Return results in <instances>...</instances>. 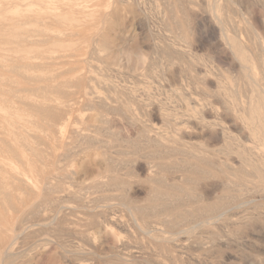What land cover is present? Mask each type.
<instances>
[{
    "label": "rangeland",
    "instance_id": "rangeland-1",
    "mask_svg": "<svg viewBox=\"0 0 264 264\" xmlns=\"http://www.w3.org/2000/svg\"><path fill=\"white\" fill-rule=\"evenodd\" d=\"M40 32L51 40L13 41ZM0 50L1 78L16 77L1 68L8 57L48 62L24 73L52 75V84L82 77L89 103L74 126L97 142L93 149L84 136L68 138V157L66 144L56 145L48 184L0 154L5 175L40 192L10 231L12 255L4 264H264V147L257 140L264 132V0H0ZM26 93L42 98L16 94ZM13 99L8 106L0 101V125L11 142L22 141L19 132L44 135ZM167 134L177 151L158 141ZM183 143L218 149L224 186L204 178L201 171L213 164L194 165ZM22 157L29 159L25 151ZM107 165L123 186L102 174ZM172 165L182 168L174 181ZM94 180L100 184L80 188ZM204 207L224 214L200 222Z\"/></svg>",
    "mask_w": 264,
    "mask_h": 264
},
{
    "label": "bare ground",
    "instance_id": "bare-ground-1",
    "mask_svg": "<svg viewBox=\"0 0 264 264\" xmlns=\"http://www.w3.org/2000/svg\"><path fill=\"white\" fill-rule=\"evenodd\" d=\"M216 6L217 5L213 4V8H216ZM219 22L223 23L222 20H219ZM221 30L223 31L224 29H221ZM66 35L68 36V34ZM72 35L74 36V33ZM16 37L18 39L13 40V41L20 42V41L30 40L32 43L33 42L47 43L49 40H51L50 39L51 36L43 32H40V36L36 39L35 38L30 39V37L26 36L25 34L24 35L18 34V36ZM0 51H4V50H0ZM262 54L264 55V50H262ZM20 55H23V54H20ZM41 55L42 54H40V56ZM43 56L45 57V54ZM11 57L13 56L11 55ZM8 60H10V62L6 63L5 65H1V68L16 75V77H12L11 75H9V77H6V78L5 76L2 78L0 77V84L8 85L7 87H3L2 85H0V101L4 103L6 106H8L9 104L11 105L13 103V100H14L13 97H15L16 98L15 101H17V103L22 105L27 110L28 114L34 119L33 121L32 120H27V121L30 123L33 122L34 125H36L37 127L45 129L46 133L44 135H41L38 132H33V133L27 132L26 134L19 132L18 135L22 137L21 138L22 141L19 143H12L11 140L13 137L11 138L10 134L8 133L7 128H6L7 126L0 125V154L4 155L7 153L11 155L13 158L17 160V162L18 161L20 162L22 167H24L25 169L29 167L28 169L35 171L39 177L38 180L40 182H42L43 184H48L49 183V171L51 168H53L54 161H55V153L53 149L56 145L62 146L66 144L67 147H65V150L62 153L64 157L66 156L68 157L69 155L73 154L72 150L68 146L69 141L67 139L74 137L76 135H78L79 137L84 136L83 141L87 143V146H86L87 148L95 149L97 147L96 146L97 142L94 139H90L91 138L90 135L88 136V135H85V133L83 132L81 133L80 129L74 126L75 122L79 118L77 111L81 108L83 104L89 103L88 99L84 96V93L82 92L83 89L87 86V84H86V81L82 77H76L75 79H70L66 81L64 80L63 82L52 84L51 83L53 79L52 75L51 76L50 75H27L28 73L27 74L24 73V69L28 67L30 68L35 67L37 69L43 70L46 67V63L48 62H40V63L38 62L30 63L29 62L27 63V62H23L20 59H17V58L13 59L10 57H8ZM61 73L63 72L61 71ZM18 79L23 80L24 82H26V84L22 86H18L15 83L19 81ZM38 82H43V84H38ZM66 83L72 84L75 87V89L74 90L66 89L65 88ZM21 91L22 92L29 91L33 93L37 92L42 95V98L40 100H34V99L29 98V95H27V93L20 94V95L16 94ZM94 92L95 90L92 89L87 93L95 94ZM48 93L59 94L60 97L63 99V101H59L60 103L54 102L51 95ZM35 95L36 94H34V96ZM94 97L97 98L96 99L97 102H102V98L100 96L94 95ZM187 122L192 123L191 120H187ZM60 125H63V127ZM196 126L202 131L210 130V125L205 124V123H197ZM155 129L157 130V132H160L161 130L159 128H155ZM47 131L50 132V134H48ZM214 132L219 134L220 132H222V130L217 129ZM51 136L56 137V140L57 139L58 140L52 143L50 141ZM257 140L259 144L262 147H264V132H261L260 134H258ZM158 141L161 142L162 146L165 148V151L167 152H170V151L175 152L178 150V147L175 145L176 142L174 141L172 135L167 134V136L164 138V141L161 138L158 139ZM183 144L186 147V150L184 149V151L186 152V154L190 156L189 158H191L194 161V165H195V162H199V161L211 162V164H213L214 166L213 170L210 171V170L204 169L201 171L204 178L205 177L215 178L217 180L218 186H224V176H225L224 166L225 164H224V161L221 160L219 157L218 149H211L208 146L206 147L204 146L201 148L195 144H189V145H187L186 143H183ZM24 151L27 152L29 155V159L27 161H25V159L22 157L24 156ZM128 160L129 159H125V161H128ZM39 163H44L45 166L41 167ZM156 166L160 168L161 165L157 164ZM112 171L113 169L107 165L102 170V174H104V176L108 178L109 182H112L116 185L120 184V186H123L125 184V181H121L120 178L112 175L111 174ZM168 171H169L168 173L170 174L169 179L174 181L176 172L182 171V168L172 165ZM96 184H100V183L94 180L92 183H89L86 185L84 184L80 185V188L85 189V188L96 187L97 186ZM47 187L49 186H46V188ZM70 194L76 195L77 193L71 191ZM30 196H35L37 198L40 196V192L30 187L26 183V181L21 177L14 176V175H10L9 177L5 175L4 169L0 167V207H1L0 208V252L2 253V256H0V264H4L5 261L7 259H10V256L12 255L11 246L14 240V234L12 235L11 232H13L15 229V226H14L15 222L20 217L21 213L27 210L30 205L34 206L33 202L32 204H30V200H29ZM103 198L104 199H122V200L124 199L125 200L126 197L119 196L116 194H107V195H104ZM45 199L46 198H44L43 200L45 201ZM204 208L206 210L207 208H210V207H204ZM163 210L165 211V214L167 216L171 215V212H166L167 210L165 209ZM206 211H207L206 213L201 214L200 222H206L207 220L211 218H219V217H222L224 214V211L223 209H221V207L215 208V209H207ZM188 214L189 215L186 217L187 218L186 220H188L190 223L194 221V219L191 218L192 214L190 213ZM196 224L197 223L194 222L193 224H190L189 226L185 228L181 227L179 232L187 233L190 229H193ZM166 239L168 238L166 237Z\"/></svg>",
    "mask_w": 264,
    "mask_h": 264
}]
</instances>
